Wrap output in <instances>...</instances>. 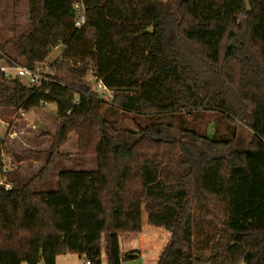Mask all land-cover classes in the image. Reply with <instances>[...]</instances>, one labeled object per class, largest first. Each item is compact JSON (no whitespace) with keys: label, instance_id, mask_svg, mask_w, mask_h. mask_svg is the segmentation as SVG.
<instances>
[{"label":"trees","instance_id":"obj_1","mask_svg":"<svg viewBox=\"0 0 264 264\" xmlns=\"http://www.w3.org/2000/svg\"><path fill=\"white\" fill-rule=\"evenodd\" d=\"M27 1L28 26L0 52L28 67L64 52L49 66L51 83L26 86L0 72V111L78 103L68 112L56 103L60 124L35 177L21 184L4 173L0 153L18 238L0 264H56L66 254L134 261L119 236L140 233L143 212L170 235L157 264H264V0H81V29L78 0ZM89 71L113 92L110 103L84 83ZM116 109L147 122L118 129L103 115ZM206 115L211 135L197 131ZM240 124L253 139L225 155ZM72 135L96 170L61 171L55 190L35 191Z\"/></svg>","mask_w":264,"mask_h":264},{"label":"rangeland","instance_id":"obj_2","mask_svg":"<svg viewBox=\"0 0 264 264\" xmlns=\"http://www.w3.org/2000/svg\"><path fill=\"white\" fill-rule=\"evenodd\" d=\"M172 1L156 0L163 6ZM28 21L29 3L27 0H21L17 9L13 7V0H0V43L5 42L14 34L23 32L28 26ZM63 52V47L53 49L51 55L41 67L51 65ZM19 62L23 63L22 61ZM90 77L91 74H88L86 78ZM57 111L56 103L46 104L43 109H32L29 112H25L24 115L21 114V111L15 113L0 111V153L3 159L4 173L16 172L19 182L23 184L35 177L40 168L46 165V151L52 144L51 135H54L57 126L60 124ZM114 111L113 114H105L103 112V115L109 121H112L116 128L123 131L138 130V125L142 126L147 122L145 117H136L120 109ZM213 118L214 116L212 115L197 117V131L211 135L214 123ZM238 126V139L232 147L227 149L225 155L247 148L249 138L247 130L249 128L242 124ZM241 126L247 130L241 129ZM96 167L94 157L78 154L77 137L72 135L69 144L61 149L60 154L52 158L48 173L35 180L33 189L35 191L55 190L59 172L66 170L94 171ZM4 183V177H0V250L15 251L12 245L14 241L13 231L15 229L13 211L16 208V200L13 196H10V201H6L8 197H6L5 191L9 189L6 188V185L3 186ZM144 215H146L145 212H143V218ZM161 231L157 234L150 233L145 237L147 240H145L143 245H141V241L140 243L137 241L133 246L134 248L130 247L127 250L125 248V255L131 253L136 257L132 264H140L142 260L150 262L156 252L155 248H164L169 238L165 230ZM59 264H85V259L83 256L76 254L60 258ZM128 264L131 263L129 262Z\"/></svg>","mask_w":264,"mask_h":264},{"label":"built area","instance_id":"obj_3","mask_svg":"<svg viewBox=\"0 0 264 264\" xmlns=\"http://www.w3.org/2000/svg\"><path fill=\"white\" fill-rule=\"evenodd\" d=\"M72 9L74 13V27L77 29L83 28L86 23V7L84 3L81 0H78L72 5ZM0 55V72L7 79H18L26 86L31 87H38L42 82L51 83L54 81V73L50 70V65L48 67H41L42 64H40L35 65L34 67H28L19 61H15L6 55H3L1 52ZM88 74H91V77L85 78L84 83H87L90 86L98 99L110 103L114 97L113 92L109 90L102 81L98 80L93 75L92 71H89ZM74 103H78L77 96ZM21 114L24 115L25 112L21 111ZM6 188L10 190L11 186L6 185ZM85 264H90V262L86 260Z\"/></svg>","mask_w":264,"mask_h":264},{"label":"crops","instance_id":"obj_4","mask_svg":"<svg viewBox=\"0 0 264 264\" xmlns=\"http://www.w3.org/2000/svg\"><path fill=\"white\" fill-rule=\"evenodd\" d=\"M10 201V197L6 198V201ZM16 208L14 209L13 213H14V217H15V229L13 231V237H14V241H13V248L14 250L17 252L18 251V238H17V233H16V221H17V214H16ZM150 225L147 224V218L146 215H144V218L142 217V228H141V232L137 233V234H124L119 236V244H120V250H121V254L124 257L125 256V248L127 250V248H134V244L135 242L141 241V245L144 244L145 240H147V237L150 233L152 234H157L162 232L160 228H155V227H149ZM4 227V226H3ZM2 230V228H1ZM165 233V232H164ZM168 234V238H170L169 233ZM146 235V236H145ZM169 239H167L166 243L168 242ZM155 248V247H154ZM163 248L162 249H157L155 248V254H153V258L150 262H148L147 260H142V262L140 264H157L159 255L161 254ZM72 255H76V254H66V255H59L57 256V263L59 264V259L60 258H65L66 256H72ZM133 263V261H127V262H123L122 264H128V263ZM102 264H107V260H106V256L105 254L102 255Z\"/></svg>","mask_w":264,"mask_h":264},{"label":"water","instance_id":"obj_5","mask_svg":"<svg viewBox=\"0 0 264 264\" xmlns=\"http://www.w3.org/2000/svg\"><path fill=\"white\" fill-rule=\"evenodd\" d=\"M248 10H249V7H248ZM152 33H153V29H152V28H149V29H147L146 31H144V32L142 33V35H143V34H152ZM56 103L59 104V105H61V106L67 111V112L70 111L71 108L73 107V103H72V101L69 100V99H64V98H62V99H58V100L56 101ZM241 129H243V130H247V129H245V127H243V126H241ZM247 131H248V134H247L248 137L253 139V134H252V132H251L250 130H247Z\"/></svg>","mask_w":264,"mask_h":264}]
</instances>
